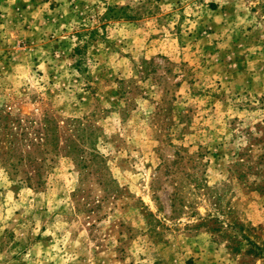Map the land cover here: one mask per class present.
Instances as JSON below:
<instances>
[{"label":"rangeland","instance_id":"obj_1","mask_svg":"<svg viewBox=\"0 0 264 264\" xmlns=\"http://www.w3.org/2000/svg\"><path fill=\"white\" fill-rule=\"evenodd\" d=\"M15 119L0 264H264V0H0Z\"/></svg>","mask_w":264,"mask_h":264},{"label":"trees","instance_id":"obj_2","mask_svg":"<svg viewBox=\"0 0 264 264\" xmlns=\"http://www.w3.org/2000/svg\"><path fill=\"white\" fill-rule=\"evenodd\" d=\"M77 51H78V49H77ZM23 121L24 120H22V119H15L13 121V123L16 124L14 126V129H16L17 132H14V130L12 128L11 133L3 134V136H10L12 140L7 142V144L5 146V148H6L5 150H4V147L0 146V156L2 155L1 158L3 159V161H5L4 163H7L10 166H12V168L15 172H19V168L25 167L27 165L31 168L36 167L35 165H37V161H38L37 159H35L31 155L23 156V152H21L22 147L24 146V144H23L24 135L26 137V136H28V133H29V132H26L25 134L19 133V131L21 129H23V125H22ZM47 122H48V120H47ZM7 127H8V125H7ZM30 129H31V127H24V131L30 130ZM45 129L47 131V134L45 135L46 140H47L46 144L52 145L54 139L58 140L57 130L52 124L46 125ZM35 176L36 175L30 174L29 172L25 173L26 178L24 179V181L26 183H28L29 185L33 186L36 183V177Z\"/></svg>","mask_w":264,"mask_h":264}]
</instances>
